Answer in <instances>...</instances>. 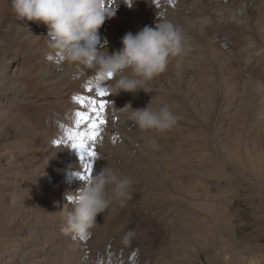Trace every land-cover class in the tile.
<instances>
[{
  "label": "rangeland",
  "instance_id": "obj_1",
  "mask_svg": "<svg viewBox=\"0 0 264 264\" xmlns=\"http://www.w3.org/2000/svg\"><path fill=\"white\" fill-rule=\"evenodd\" d=\"M108 3L119 7L99 30L104 52L158 20L183 33L181 67L147 93L112 96L94 70L75 75L47 26L0 0V264H264V0ZM150 101L178 117L170 130L119 110ZM81 140L94 158L72 147ZM87 162L129 178L130 198L80 238L62 229Z\"/></svg>",
  "mask_w": 264,
  "mask_h": 264
},
{
  "label": "clouds",
  "instance_id": "obj_2",
  "mask_svg": "<svg viewBox=\"0 0 264 264\" xmlns=\"http://www.w3.org/2000/svg\"><path fill=\"white\" fill-rule=\"evenodd\" d=\"M121 2L131 7L129 0ZM12 7L21 21L47 26L49 48L66 64L94 70V83L98 87L111 81L112 96L122 92L147 93L146 86L159 77L171 61L174 60L179 69L189 52L182 31L166 20H158L155 28L144 26L136 33L127 32L121 39L122 47L114 52H104L106 47L98 49L99 30L106 19L116 15L119 7L109 6L108 0H12ZM151 101L142 108L134 109L128 103L119 110L126 112V118L141 130H170L178 117L167 104L154 109ZM109 186L111 197L107 192ZM130 186L129 178L118 176L109 167L91 175L86 185L75 192L73 211L67 216L62 231L80 238L87 236L96 226L97 216L109 211L113 200L123 206L130 198Z\"/></svg>",
  "mask_w": 264,
  "mask_h": 264
},
{
  "label": "snow or ice",
  "instance_id": "obj_3",
  "mask_svg": "<svg viewBox=\"0 0 264 264\" xmlns=\"http://www.w3.org/2000/svg\"><path fill=\"white\" fill-rule=\"evenodd\" d=\"M49 59H51V57H49ZM91 91H92V89L89 88V92H91ZM100 96L101 97H106L107 96L106 91L105 90H101L100 91ZM74 99H76L77 102L80 103V104L85 103V99L83 97H81V96L74 97ZM104 107H105V104L103 102H101L99 104V108L102 109ZM77 117H78L77 123H80L81 121H83V120L88 118V117H86L85 113H83V112H78L77 113ZM101 123H104V121H101ZM93 127H96V126L94 125ZM69 138H72L71 134H70ZM95 138H96L95 136L91 137V139H95ZM72 147L76 148V149H78L80 151L82 159H84L85 156H88V157H91V158H94L96 156V152L88 150V148L85 146V144L82 142V140L80 142L73 143ZM90 165H91V162H87L85 164V172L87 173V175L80 176L81 179L85 180V179H89L90 178L92 170H93Z\"/></svg>",
  "mask_w": 264,
  "mask_h": 264
},
{
  "label": "bare ground",
  "instance_id": "obj_4",
  "mask_svg": "<svg viewBox=\"0 0 264 264\" xmlns=\"http://www.w3.org/2000/svg\"><path fill=\"white\" fill-rule=\"evenodd\" d=\"M104 37H105V36H104ZM74 71H76V72H75L76 74L74 73L75 75H80V65H76L75 68H74ZM74 71H73V72H74ZM73 72H72V73H73ZM179 165H180V164H179ZM135 173H136V172H135ZM170 195H172V194H170ZM135 205H136V204H135Z\"/></svg>",
  "mask_w": 264,
  "mask_h": 264
}]
</instances>
